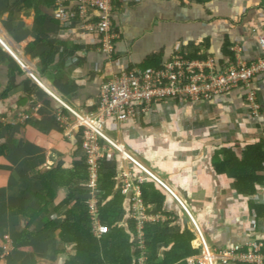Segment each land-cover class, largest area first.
Wrapping results in <instances>:
<instances>
[{
	"label": "crops",
	"instance_id": "0c3cea01",
	"mask_svg": "<svg viewBox=\"0 0 264 264\" xmlns=\"http://www.w3.org/2000/svg\"><path fill=\"white\" fill-rule=\"evenodd\" d=\"M114 4L112 22L119 38L109 61L76 26L60 25L51 1L0 0V264H65L75 254L74 242H63L59 227L72 207L69 194L87 200L90 190L89 174L86 181L71 180L75 164L87 160L82 127L66 107L92 112L101 83L130 66L158 68L180 54L190 60L212 58L221 68L232 59L235 45L248 62L263 53L264 0ZM252 87L260 103L257 116L239 87L208 101L156 103L134 122L104 125L107 137L155 176L114 151L100 164L115 171L114 189H121L126 177L153 180L165 192L163 207L171 213L156 211L166 218L157 222L170 233L187 227L194 234L192 248L200 252L195 256L209 259L249 237L264 238V218L249 211L250 201L264 205V184L256 195L243 196L233 179L217 171L224 149L241 160L247 145L264 142V73ZM58 113L65 115L64 122L57 120ZM97 186L99 208L98 180ZM78 189L87 192L80 195ZM6 240L10 249L4 253Z\"/></svg>",
	"mask_w": 264,
	"mask_h": 264
},
{
	"label": "built area",
	"instance_id": "2783aa9c",
	"mask_svg": "<svg viewBox=\"0 0 264 264\" xmlns=\"http://www.w3.org/2000/svg\"><path fill=\"white\" fill-rule=\"evenodd\" d=\"M114 0H54V17L62 27L76 26L80 34L89 36L92 44L97 45L109 61L115 58V43L119 33L113 27L112 13ZM263 53L253 61L241 57L242 48L231 47L233 57L224 66L218 68L212 58L190 60L180 54L174 55L161 67L138 68L130 66L113 74L100 85L96 108L90 113H76L66 107L82 127L81 148L87 160L89 174V196L86 209L91 218V231L94 237L101 238L108 232V226L99 218L98 173L103 159L113 157L118 151L126 155L148 176H155L141 163L126 154L106 135L104 125L107 121L119 123L134 122L139 114L149 112L156 103L169 100L192 102L208 101L243 87L246 90V103L250 113L257 116L260 103L252 87L254 79L264 73V37H259ZM26 118L21 115L20 119ZM57 120L64 122L66 117L58 113ZM157 180V179H156ZM142 178L135 181L124 179L121 193L129 195V217L135 222L137 232L134 241L139 255L136 264H147V248L144 228L147 222L164 221V215L146 205L141 198ZM3 252L10 249L6 240ZM188 264H264V238L249 237L243 244H233L214 252L210 258L192 256Z\"/></svg>",
	"mask_w": 264,
	"mask_h": 264
},
{
	"label": "trees",
	"instance_id": "16d2710c",
	"mask_svg": "<svg viewBox=\"0 0 264 264\" xmlns=\"http://www.w3.org/2000/svg\"><path fill=\"white\" fill-rule=\"evenodd\" d=\"M49 1L54 4V0ZM29 2L27 1L25 6L28 7ZM9 9L11 19L13 10L11 7ZM223 152L225 159L217 163L219 174L233 179L238 194L249 197L256 195L258 186L264 184V142L247 145L241 160L234 152L226 149ZM2 153L4 150L1 147L0 154ZM52 171L49 174L50 178L56 179V174ZM70 172L71 180L78 178L86 181L88 173L85 160L76 163L75 170ZM99 173L98 185L99 191L102 192L99 199V218L108 226V232L99 239L94 237L91 231V218L86 209V198H75L70 193L72 207L68 210L66 220L59 227L61 230L59 236L63 242H74L75 254L65 264H136L135 258L139 251L136 250L137 243L134 241L137 236L135 222L129 217V209L127 212L124 209L125 197L121 190L114 189L115 171L113 169L105 171L103 166H100ZM140 187L146 205L155 204L156 211H161L167 217L171 215L163 207L166 200L165 192L158 189L153 180L143 182ZM78 190L80 195L87 192L86 189ZM249 211L257 218H264L263 204L250 201ZM24 212L29 216L32 214L30 210ZM124 218L127 220L121 224ZM144 234L147 264H188L189 257L200 253L199 250L192 248L194 234L187 227L179 232L170 233L165 223L147 222Z\"/></svg>",
	"mask_w": 264,
	"mask_h": 264
}]
</instances>
